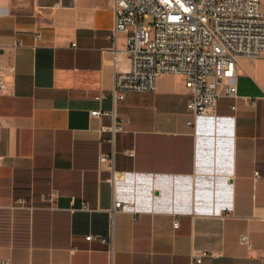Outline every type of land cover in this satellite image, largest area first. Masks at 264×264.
I'll use <instances>...</instances> for the list:
<instances>
[{
	"label": "crops",
	"instance_id": "crops-1",
	"mask_svg": "<svg viewBox=\"0 0 264 264\" xmlns=\"http://www.w3.org/2000/svg\"><path fill=\"white\" fill-rule=\"evenodd\" d=\"M113 4L0 0V264H263L264 54L209 115L179 75L115 101Z\"/></svg>",
	"mask_w": 264,
	"mask_h": 264
},
{
	"label": "built area",
	"instance_id": "built-area-1",
	"mask_svg": "<svg viewBox=\"0 0 264 264\" xmlns=\"http://www.w3.org/2000/svg\"><path fill=\"white\" fill-rule=\"evenodd\" d=\"M113 14L111 37L126 34L131 63L127 72L116 75L112 92L115 101L129 93L155 92L161 76L179 75L185 79L190 95V114L194 118L209 115L216 110L225 82V95L238 97L232 81L239 60L256 62L264 54L261 0H114ZM36 38L40 40L41 33ZM5 74L0 66V92L7 89ZM104 97L102 94L98 99ZM104 115L109 114L91 112L93 117ZM112 116L113 132L123 131L125 121L114 113ZM189 125L194 126V122ZM2 162L0 156V166ZM100 162L112 163L113 158L103 155ZM56 197L53 192L49 200ZM123 207L121 202L115 204V209ZM241 241L250 248L247 237ZM192 264H203V255L193 253Z\"/></svg>",
	"mask_w": 264,
	"mask_h": 264
},
{
	"label": "rangeland",
	"instance_id": "rangeland-1",
	"mask_svg": "<svg viewBox=\"0 0 264 264\" xmlns=\"http://www.w3.org/2000/svg\"><path fill=\"white\" fill-rule=\"evenodd\" d=\"M261 5H262L263 8H264V0H261Z\"/></svg>",
	"mask_w": 264,
	"mask_h": 264
}]
</instances>
